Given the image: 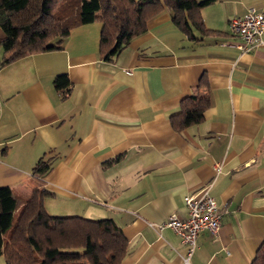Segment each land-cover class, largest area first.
Listing matches in <instances>:
<instances>
[{
  "label": "crops",
  "instance_id": "crops-1",
  "mask_svg": "<svg viewBox=\"0 0 264 264\" xmlns=\"http://www.w3.org/2000/svg\"><path fill=\"white\" fill-rule=\"evenodd\" d=\"M250 8L264 12V0H213L201 17L218 33L196 42L163 11L110 61L99 22L7 63L0 45V187L46 189V211L60 216L113 220L128 246L120 264H251L264 240V34L242 53L228 28ZM59 74L67 97L54 88ZM202 77V120L175 130L171 116ZM44 156L52 168L38 178ZM203 190L226 213L217 235L199 232L186 263V246L162 224L185 219V197Z\"/></svg>",
  "mask_w": 264,
  "mask_h": 264
},
{
  "label": "trees",
  "instance_id": "trees-1",
  "mask_svg": "<svg viewBox=\"0 0 264 264\" xmlns=\"http://www.w3.org/2000/svg\"><path fill=\"white\" fill-rule=\"evenodd\" d=\"M213 0H0V41L3 62L38 52L62 48L77 26L99 22V52L113 60L147 23L168 11L173 25L188 39L218 33L205 27L201 10ZM53 85L63 97L70 93L66 74L54 77ZM204 77L196 92L180 102L171 125L182 130L203 118L209 106ZM52 156L40 158L32 174L43 178L52 168ZM53 195L36 189L31 195L0 187V264H120L128 253L121 229L111 219L51 216L44 200ZM251 264H264V240Z\"/></svg>",
  "mask_w": 264,
  "mask_h": 264
},
{
  "label": "built area",
  "instance_id": "built-area-1",
  "mask_svg": "<svg viewBox=\"0 0 264 264\" xmlns=\"http://www.w3.org/2000/svg\"><path fill=\"white\" fill-rule=\"evenodd\" d=\"M229 32L238 40V49L242 53L250 52L263 45L264 34V12L257 13L250 8L242 17H235L229 21ZM216 173L220 165L215 164ZM187 217L179 219L175 214L170 215L162 226L172 229L178 235L180 241L187 248L186 258L194 252L196 238L199 232L206 231L210 235L218 234L221 227V219L226 211H221L215 200L203 190L199 196L191 195L185 197Z\"/></svg>",
  "mask_w": 264,
  "mask_h": 264
},
{
  "label": "rangeland",
  "instance_id": "rangeland-1",
  "mask_svg": "<svg viewBox=\"0 0 264 264\" xmlns=\"http://www.w3.org/2000/svg\"><path fill=\"white\" fill-rule=\"evenodd\" d=\"M48 211L49 212L47 213L51 216H60V215H64L62 213H65V212H61L59 208H48ZM60 217H66V216H60Z\"/></svg>",
  "mask_w": 264,
  "mask_h": 264
}]
</instances>
